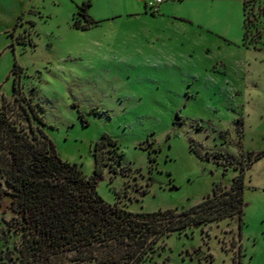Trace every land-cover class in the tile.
<instances>
[{
  "label": "rangeland",
  "instance_id": "obj_1",
  "mask_svg": "<svg viewBox=\"0 0 264 264\" xmlns=\"http://www.w3.org/2000/svg\"><path fill=\"white\" fill-rule=\"evenodd\" d=\"M148 1L0 0V93L12 101L16 85L31 125L86 177L108 135L95 193L130 212L185 209L243 168L240 222L171 232L145 264H264V0H245L249 46L241 0H167L153 14ZM82 2L85 30L73 27ZM13 215L0 195V264H20Z\"/></svg>",
  "mask_w": 264,
  "mask_h": 264
},
{
  "label": "trees",
  "instance_id": "obj_2",
  "mask_svg": "<svg viewBox=\"0 0 264 264\" xmlns=\"http://www.w3.org/2000/svg\"><path fill=\"white\" fill-rule=\"evenodd\" d=\"M88 6V2L77 6L82 23L75 19V29L95 24L86 13ZM241 8L242 44L249 46L244 30L245 0H241ZM250 46L255 48L253 43ZM12 91V101L0 93V195L10 199L14 215L6 224L19 234L20 264H145L155 244L171 232L232 216L240 222L243 168L231 177L228 188L215 183L211 194L185 209L130 212L115 203H104L95 193L101 168L106 165L97 151L114 141L106 134L99 136L93 148L92 174L86 177L75 164L55 155L42 130L31 125L26 111L29 105L14 84ZM14 108L25 116V127L13 117ZM258 157L247 153L249 164ZM229 264L240 263L232 259Z\"/></svg>",
  "mask_w": 264,
  "mask_h": 264
},
{
  "label": "built area",
  "instance_id": "obj_3",
  "mask_svg": "<svg viewBox=\"0 0 264 264\" xmlns=\"http://www.w3.org/2000/svg\"><path fill=\"white\" fill-rule=\"evenodd\" d=\"M164 1L165 0H149L146 3V7L148 8L149 12L153 14L158 11V5H160Z\"/></svg>",
  "mask_w": 264,
  "mask_h": 264
},
{
  "label": "crops",
  "instance_id": "obj_4",
  "mask_svg": "<svg viewBox=\"0 0 264 264\" xmlns=\"http://www.w3.org/2000/svg\"><path fill=\"white\" fill-rule=\"evenodd\" d=\"M165 1H167V0H165Z\"/></svg>",
  "mask_w": 264,
  "mask_h": 264
}]
</instances>
